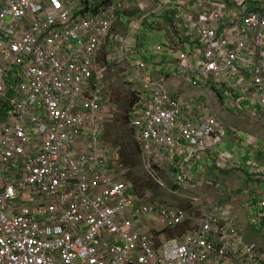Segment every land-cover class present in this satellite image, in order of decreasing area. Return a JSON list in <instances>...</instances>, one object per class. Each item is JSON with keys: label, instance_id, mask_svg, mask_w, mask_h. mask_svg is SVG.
Listing matches in <instances>:
<instances>
[{"label": "built area", "instance_id": "obj_1", "mask_svg": "<svg viewBox=\"0 0 264 264\" xmlns=\"http://www.w3.org/2000/svg\"><path fill=\"white\" fill-rule=\"evenodd\" d=\"M134 1L121 33L130 0H0V264H264L231 209L199 191L211 163L245 167L248 223L264 230V154L237 166L219 148L236 130L215 110L243 107L264 127V0ZM150 15L180 32L179 47L153 50L169 62L136 58ZM101 49L128 63L141 168L189 193L188 208L145 202L103 151ZM176 77L194 93L172 95ZM152 223L174 235L155 241Z\"/></svg>", "mask_w": 264, "mask_h": 264}, {"label": "rangeland", "instance_id": "obj_2", "mask_svg": "<svg viewBox=\"0 0 264 264\" xmlns=\"http://www.w3.org/2000/svg\"><path fill=\"white\" fill-rule=\"evenodd\" d=\"M116 2L117 0H112ZM143 0H138L141 3ZM134 3L131 8L121 11L117 15V23L114 25L113 30L124 33L126 31V25L129 18H139L138 11L136 9V3L134 0H130ZM153 5V3L151 4ZM179 31L172 25V22L166 15H150L141 21L136 39V58L142 60L157 59L165 55L158 54L155 55L153 50L157 46L174 45L180 46ZM106 49H101L100 51V62L106 64L107 70L105 71L106 80V99L103 105V128H102V140L101 147L106 153H116L118 155V149L122 143H129L130 145L135 144L130 134L129 122L126 121L125 117H129L131 110L130 103L134 99V91H131V86L128 84V78L130 76V71L128 70V63L122 62L119 65L108 64L104 61V52ZM139 55V57H138ZM167 62L171 61L169 56H165ZM132 59H129L130 62ZM150 61V60H149ZM173 73V71H171ZM168 87L172 95H181L184 90L182 88H190L183 83L179 77L174 80H168ZM192 93L194 90L192 89ZM191 93V94H192ZM188 95V94H187ZM203 97H200V101ZM224 107V109H223ZM215 110L219 116L225 121V123L231 125L236 130V135L233 137H225L222 143L219 145L220 149H232L233 144L236 148H248L250 146H257L264 148V127L260 119L256 117H251L246 113H241L240 111L245 110L243 107L239 110H233L227 107L225 104L217 103L215 105ZM227 112L231 117V121L224 118L221 114L223 111ZM221 111V112H220ZM118 144V145H117ZM119 146V147H118ZM263 157L264 151L261 153ZM129 163L126 167L122 166L123 177L122 180L131 189L137 190L138 195L143 198L145 202L164 204L170 206H177L182 208H188L189 203L187 196L189 193H184L182 191H174L170 187L161 188L155 185V183L146 175L140 166L139 153L136 150V145L132 146L129 150ZM200 165V163H199ZM198 165V166H199ZM209 170V168H208ZM209 172V171H208ZM223 179H228L229 189L227 190L223 186L222 190L226 192L240 194L244 190V181L242 178L246 177V173L240 168H231L227 170H220ZM210 173L205 174V181L200 186L199 191L204 192L215 200L219 197L216 195L218 192V185H222L221 181L217 178L212 180V177H208ZM207 182V183H205ZM224 183V180L222 181ZM217 185V187H216ZM214 187V188H212ZM241 190V191H240ZM244 193V192H243ZM246 194L245 200L248 194ZM232 199V198H231ZM244 200V202H245ZM221 204L224 201L218 200ZM233 201V200H231ZM243 201L241 198H237L236 202ZM250 205L253 206L254 201H249ZM243 208L248 209L247 203L243 204ZM234 210V211H233ZM232 210L236 217L237 226L241 231L242 236H245L247 241L253 242L264 248V230L259 227H252L247 221V213L241 212L237 213L235 208ZM246 217V219H245ZM246 222V224H244ZM150 234L154 237L155 241H158L160 237H170L174 235V232L167 231L158 227L155 223H152L150 228Z\"/></svg>", "mask_w": 264, "mask_h": 264}, {"label": "crops", "instance_id": "obj_3", "mask_svg": "<svg viewBox=\"0 0 264 264\" xmlns=\"http://www.w3.org/2000/svg\"><path fill=\"white\" fill-rule=\"evenodd\" d=\"M182 90H184V92L186 94H189L190 92H192V89L190 88H182ZM170 91V90H169ZM171 92V91H170ZM227 107H229V109L231 108L233 111L235 110L233 107H231L230 105H226ZM224 109V107H223ZM240 111V110H239ZM221 112V111H220ZM241 113H244L243 111H240ZM235 113V111L233 112V114ZM233 114L230 116L227 112H225V110L223 111V114H221L224 118L228 119V121H230L232 123V121L230 120L231 117L233 116ZM261 121V120H260ZM262 123V121H261ZM233 124V123H232ZM263 125V124H262ZM233 144V147L232 149H228L230 151H232L234 154H235V160H236V165L238 166V163H241L242 161L246 160V159H254V160H260L262 157V147H257V146H250L248 148H240V152H236L235 149H236V145H234V143L232 142ZM213 164L211 163V166L209 167V172L207 173H210V177H212V180L214 181L215 178H217L218 180L221 181L222 185H216V187L218 188V192L216 193V195L219 197L218 200L220 201H224V204L229 207L231 209V211L235 208V211L239 214L241 213L242 211L245 212L246 209L243 208V204L244 203H247V199L245 200V197H246V192L243 190V192L241 191L240 194H234V193H231V192H226L225 190H222L223 186H225V188L227 190H230L229 189V186H228V183H230V181L228 179H223L222 178V174L217 171L216 169L213 168L212 166ZM240 169H243V171L246 173L245 171V167H240ZM246 178V177H244ZM244 178L241 179V181H244ZM224 180V183L222 182ZM214 188V187H212ZM232 198V199H231ZM237 198H241L243 201L241 202H236V199ZM233 200V201H231ZM245 200V202H244ZM234 211V210H233ZM234 214V213H233ZM246 219V217H245ZM248 221V219H247ZM246 224V222L244 223ZM238 227V226H237ZM239 229V228H238ZM240 231V229H239ZM241 232V231H240ZM245 239V236L243 237ZM246 240V239H245ZM247 241V240H246ZM250 242V241H248Z\"/></svg>", "mask_w": 264, "mask_h": 264}, {"label": "trees", "instance_id": "obj_4", "mask_svg": "<svg viewBox=\"0 0 264 264\" xmlns=\"http://www.w3.org/2000/svg\"><path fill=\"white\" fill-rule=\"evenodd\" d=\"M134 100H135V98L131 100L130 106H132V104L134 103ZM125 119H126V121L129 122V118L128 117H125ZM129 128H130V134L132 135V138H133L135 144L130 145L129 143L125 142V143H122L120 145V147L118 146L119 147V149H118L119 163L122 166H124V167H126L128 165V163H129V156H130L129 155V150L131 149L132 146L136 145V150L139 153V147H138V144H137V142H136V140L134 138L133 129L130 126H129ZM132 189H133L134 192H136L138 194L137 190L134 189V186H133Z\"/></svg>", "mask_w": 264, "mask_h": 264}]
</instances>
